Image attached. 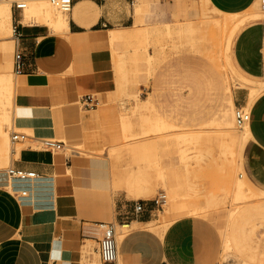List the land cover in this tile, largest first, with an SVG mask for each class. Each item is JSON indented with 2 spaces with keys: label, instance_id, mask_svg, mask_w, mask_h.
Returning <instances> with one entry per match:
<instances>
[{
  "label": "crops",
  "instance_id": "0c3cea01",
  "mask_svg": "<svg viewBox=\"0 0 264 264\" xmlns=\"http://www.w3.org/2000/svg\"><path fill=\"white\" fill-rule=\"evenodd\" d=\"M209 1L221 11L237 13L248 8L254 0ZM141 4V0L134 1L133 23L127 0H77L70 11L68 30L64 33L51 31L45 25H25L21 23L19 12L17 27L22 37L16 41L13 36L11 40L0 41V57L7 63L5 71L0 74L11 73L14 76L9 56L13 49L22 54V73L15 75L17 94L51 90L49 96L32 98L24 107L16 109L17 124L31 131L33 137L19 144L22 146L20 152L13 151L16 157L11 160L10 167L33 172L35 178L18 180L10 178L7 170L0 172V264H86L82 257L83 246L86 242L93 243L92 250L96 253L95 245L102 235L96 225L101 222L122 225L126 218L128 225L134 228L117 248L120 264H218L221 260L225 226L219 228L223 221L220 210L224 203L222 192L169 201L172 222L163 231L159 230L161 224L155 221L161 205L158 208L146 202L144 212L136 216L132 214L134 202L146 201L161 190L158 189L157 174L146 169L145 165L153 160L162 170L178 165L174 143L139 141L123 148L126 144L125 128L123 114H119L121 136L114 139L109 136V143L113 140L114 143L108 152L115 148L122 154L124 150L128 151V155L123 157H128L132 169L128 164L122 166L117 161L106 162L108 188L92 180L95 172H88L77 160L64 159V151L36 148L38 140L61 142L58 137L69 131L75 132L70 139L79 136L82 142L78 139L81 143L76 144H83V124L87 120L100 119L102 110L94 111L88 119L82 115L80 125H71L70 109L74 107L76 97L82 95L78 103L85 112L91 113L95 108H83L81 99L93 96L97 100L93 92L113 86L110 43L112 46L116 42L130 45L142 34L148 43L149 30L142 28L136 19ZM198 15L201 16V11ZM159 16L163 20L165 14L160 13ZM258 25L264 26V21H251L240 27L231 41L229 52L234 68L253 81L264 80V34L261 63L254 52L256 42L253 41L256 40ZM164 27L171 30L167 24ZM175 27L178 38H184L187 34L179 35L178 30L188 31L194 27V22L187 20ZM110 31L114 34H109ZM179 47L178 44L174 48ZM240 48L244 49L245 57L239 55ZM112 51H115L114 46ZM186 52L194 55L191 49ZM144 54L146 70L151 74L155 58L148 54L147 47ZM193 67L194 63L179 73L185 85L178 89L176 106L170 113L160 112L163 108L158 101L163 89L158 86L145 99L140 98L136 89L128 93L129 96H139V111L144 112L138 115V121L133 120V128H139L133 133L140 132L137 122L141 114H147L144 107L150 95H153L152 102L157 112L166 120L174 122L181 117L192 121L193 105L187 94ZM65 84L67 89L62 90L61 86ZM183 89L188 92H183ZM233 101L237 108L246 106L247 91L239 89L234 92ZM249 114L251 137L243 148L242 169L250 184L264 192V94L254 102ZM162 153L170 156L165 165L158 160ZM22 192L27 193L24 194L26 197H21ZM116 193L123 194L130 202L114 196ZM150 222L157 226H145ZM93 258L90 255V260Z\"/></svg>",
  "mask_w": 264,
  "mask_h": 264
},
{
  "label": "bare ground",
  "instance_id": "6f19581e",
  "mask_svg": "<svg viewBox=\"0 0 264 264\" xmlns=\"http://www.w3.org/2000/svg\"><path fill=\"white\" fill-rule=\"evenodd\" d=\"M15 3H21L24 6L20 12L21 23L25 25H45L51 31L57 33H64L68 30L70 12L60 11L54 5L53 0H1L0 37H10L11 32H13L11 8ZM208 6L220 17L207 16L202 13L201 17L206 19L205 23L188 29L190 34L197 31L200 26L203 29L211 27L214 31V35H211L212 37L209 38L210 40L200 38L192 42L194 55L207 56L209 63L212 65L210 67L205 62L204 64H196L194 62L191 86L188 85L189 92L187 91V97L189 100H192L193 105L192 121H186L185 119H181V117L174 122L166 120L157 112L152 102L153 95H150L144 107L147 114H141L138 122L140 132L137 134L133 133L134 125L132 117L139 111L140 99L139 96H131L132 99L134 98L137 101L134 110L133 108L123 106L124 104L122 105L126 139V144L123 148L132 143L147 140L151 135H163L170 130L172 131V129L176 130L179 141L183 143H201L206 146L207 148L202 154L194 156L187 154L185 150L181 149L179 162L184 166L185 175L187 174L185 177L187 178L190 172L189 163L191 160L197 165H205L207 168H211V166H214L213 168L215 169L217 166V170L222 169V167L223 169L226 168L225 171L228 173L226 174V178L229 180L231 193L226 189L228 191L226 192V195L228 193V210L223 218L225 226L221 242L222 253L220 262L226 263L230 258H235L240 264H256L257 228L264 224V192L253 187L243 173L242 152L245 144L251 137V133L248 122L242 125H238L236 122L235 116L238 108L234 104L233 96L234 89L247 91V105L240 109L244 113L249 114L251 106L264 94V80L253 81L241 75L234 68L229 52L231 41L237 30L248 22L264 21V12L259 9L261 8L260 0H254L248 8L237 13L216 9L211 5L210 1ZM181 31L184 30L180 29L177 33L179 34ZM109 34H114V32L110 31ZM0 80L13 81L11 76L3 74H0ZM127 110L132 111L127 113ZM12 123L14 124V119ZM19 128L27 131L25 128L18 127V132L21 131ZM11 130L15 132L13 127H11ZM9 139L11 142L8 132L0 124V171L4 170L8 164L10 167L11 160L13 157H16L13 154V151L16 150H9ZM148 139L151 138L149 137ZM214 145L219 148V152L213 153L212 148ZM110 152L112 153H109L112 155L111 158L116 153L122 154V152L118 151V148L111 149ZM151 162L145 165L146 169L148 168L155 172L170 187L173 195L177 198L203 193L204 189L202 190L198 187H202L206 183L202 186L201 182V184L196 183L195 185L191 183L190 178L186 179V182L183 183L178 173L173 171L165 173L159 167L157 161L153 160ZM128 165L132 169L131 164L128 163ZM136 167L140 166L136 165ZM206 167L203 168L205 169ZM237 172H242V174L237 175ZM23 193H21L22 196ZM24 194L27 193L25 192ZM24 196L26 197V195ZM205 214L207 213L203 215ZM165 218L167 219L166 216H163L159 230H165L172 222L170 218L168 220H165ZM155 225V222H150L145 226L153 228ZM116 227L117 229L114 226V235L116 248L119 249L122 240L129 233V229L134 227H130L128 224L116 225ZM89 255L84 256L82 254L83 261L86 264H96L95 257L90 260ZM262 256H264V251ZM118 259L117 253L116 264H120V260Z\"/></svg>",
  "mask_w": 264,
  "mask_h": 264
},
{
  "label": "rangeland",
  "instance_id": "374dc122",
  "mask_svg": "<svg viewBox=\"0 0 264 264\" xmlns=\"http://www.w3.org/2000/svg\"><path fill=\"white\" fill-rule=\"evenodd\" d=\"M1 1V0H0ZM77 0H74L73 4ZM128 1V8L130 15L132 17L133 23H134V16L132 14V8L135 0H127ZM142 1V7L141 11L138 17L136 19H139L140 24L143 25L142 28H148L149 30V37H148V43H145V40L143 38V34L140 38H135L130 45H126L124 42H116L114 46L115 51H112V44L110 43V63H111V73L113 76V86L111 88H105L100 92H93V95L98 100V106L95 108L91 113L85 112L79 105V99L82 95H78L76 97V103H74V107L71 105L70 109V118L72 119L71 125H80L82 121V115L85 118H89L92 116L94 111L96 110H102L100 116H102L100 119H97L95 121H88L87 123L83 124L82 130H83V144H79L82 142L81 138L78 136L74 139H70V135L75 134L73 131L65 132L63 136L58 137L60 141L64 143V147L61 151H64L63 157L64 159H75L79 162L82 168L87 170L88 172L92 170L95 172L94 177L92 180L97 181V184L99 186H103L104 188H108L107 184V176L105 175V163L113 161H117L122 166H127L129 163L128 157L126 154L128 151L124 150L123 154H114L113 158L111 152H108L110 149V145L112 143H109V136L114 139L115 136H121V129L120 124L118 123V116L119 114H123V108L122 105L127 108H133L136 107L137 101L132 99L131 96H129V92H131L133 89H136L137 92L140 94L141 99L148 98L149 93H151L156 86L162 88V97L159 98L158 103L162 106L163 109H161L160 112L164 113H170L174 111V108L176 106V100H177V92L180 87L184 84L183 79L179 76L180 72H183L188 66L190 67L194 62L197 64H201L204 62L209 64L210 67L212 65L209 63V59L205 55L197 54V56L193 55L192 53H188L189 49H192V42L195 40H199L200 38H204L206 40H210L209 38L212 37L211 35H214V31L211 29V27H208L206 29L200 28L195 32H189L188 31H181L179 33L180 35L187 34L184 38H178V36L175 34V30L177 29L175 27L176 24L184 23L187 20H192L194 22V27H197L201 25L202 23H205L206 19H204L202 16L203 14H206L207 16H218L220 15L216 14L212 11V9L208 6L209 0H141ZM14 4L12 5V27L16 24V21L18 20L19 15L17 12L13 9ZM217 9V8H216ZM261 9V8H259ZM162 10V11H161ZM203 10V11H202ZM198 11H201V16L198 15ZM261 11H263L261 9ZM264 12V11H263ZM160 13L165 14V17L163 20H160ZM176 17H175V16ZM165 24L169 25L171 30L165 29ZM133 25V24H132ZM158 27V28H157ZM157 29H161V31H158ZM167 31V32H166ZM189 32V33H188ZM257 34H256V40L253 42L255 43L254 46V52L257 53L258 61L261 63L262 61V53L260 52L261 46H262V38L264 34V26L258 25L257 27ZM13 36V40H15V36L13 32H11L10 37H0V41H6L11 40ZM193 37V38H192ZM192 38V39H191ZM179 48L176 49L174 47L178 46ZM1 45V42H0ZM131 46V48H129ZM147 47L148 54L153 56L155 58L154 62L152 63L151 68V74L148 73L146 70V63L144 60V49ZM189 49H188V48ZM188 49V50H187ZM179 50L180 52L178 53ZM15 49L11 52L9 56V61L12 67V72L16 75L13 69V56H14ZM239 55L241 57H245V51L243 48H240ZM205 57V58H204ZM7 66V63L4 59H1L0 57V72L5 71ZM15 75L9 74V76L12 77L13 81L8 80H0V124L3 126V128L8 132V137L10 138V135L12 134L11 127L14 128L15 132H18V127H20L17 124L16 120V110L20 109L21 107H24V104L29 101L32 98L36 97H47L50 95L51 90H48L46 92L43 91H26L18 93L16 92L15 88ZM158 83V85H157ZM68 84V83H67ZM62 85V90L67 89L65 86ZM145 86V87H144ZM122 90V91H120ZM239 89H234V92H236ZM241 90V89H240ZM186 89H183V92H186ZM17 94V95H16ZM123 102V103H122ZM126 103V104H125ZM70 107V106H68ZM132 110H127V113ZM140 113H144L143 111H137L136 115L133 120L138 121V115ZM14 115V117H13ZM14 119V124L12 123V120ZM86 120V119H85ZM138 123V122H137ZM20 129V128H19ZM21 130V129H20ZM134 131H139L138 127L133 128ZM114 131V132H113ZM19 132H22L23 134H26L31 139L32 132L31 131H24L21 130ZM176 130L172 129V131H168L163 135H151L149 136L151 139L142 140V141H164L166 143H174L175 147L177 148V155H178V165L172 168H169L167 170H163L164 172L173 171L178 173L180 176V179L183 183L186 182V179L190 178L191 183L195 184L199 183L202 187H198L203 190V194H207L209 192H222V195L224 196V203L222 204L221 210V216L224 218V214L227 212L228 208V198L226 195V189L230 192V186H229V180L226 178L228 174L225 169L220 168L219 170L213 168L214 166L206 167L205 165H197L193 162V160L190 161V172L188 178L185 177V170L182 163H180L179 159L181 156V149L185 150L187 154H190L191 156L202 154L206 150V146L203 144L193 143V142H181L178 140ZM68 135V136H67ZM78 139L81 140V142L78 141ZM42 140V139H40ZM38 140V141H40ZM37 141V142H38ZM76 142H79L76 144ZM141 142V141H140ZM22 146L13 145L10 142L9 139V150H16L18 151ZM40 148V143H37V147ZM213 153L219 152V148L214 145L212 148ZM110 153V154H109ZM195 153V154H194ZM161 157H158L159 162L162 163V165H165L167 161H169V154L162 153L160 154ZM107 156L110 158H107ZM175 159V158H174ZM114 162V163H115ZM192 162V163H191ZM194 164V165H193ZM9 167V164L5 166L4 170L6 171ZM203 167H206L205 169ZM224 172H223V171ZM0 171V172H2ZM192 172V174H191ZM97 174V175H96ZM242 174V172H237V175ZM225 178H224V176ZM223 176V178H221ZM201 180V181H199ZM216 180V182H215ZM197 181V182H196ZM201 182V183H200ZM214 183V184H213ZM200 186V185H197ZM158 192H156L153 197L150 199H146V201L153 200L160 196L161 194H165L166 200L165 203L160 207V211L157 212V217L155 218V221H158V225L163 220V216H166L168 220L169 217V209L168 204L169 201L179 199L176 196L173 195L172 190L166 183H164L159 177H158ZM231 195V194H229ZM114 196H117L118 198L122 199L124 202H130L129 200L125 199L124 195L121 193H116ZM264 199V197H263ZM113 222V221H112ZM224 225V219L222 223L220 224L219 228H222ZM156 227V225H155ZM153 226V228H155ZM115 229L117 227L115 226ZM133 229V228H132ZM100 231V229L98 228ZM131 229H129L128 232H130ZM257 234H258V240L256 244V264H264V256H262V253L264 251V224L260 225L257 228ZM101 236L99 237V239ZM90 245V246H89ZM95 245V244H94ZM93 243L89 244V242H86L85 245L82 248V254L84 256H87L88 254L95 257L96 264H103L100 261L99 257V251H98V243L95 245L96 255L95 252L92 250ZM88 251V252H87ZM90 251V252H89ZM89 255V256H90ZM88 258V257H87ZM232 259V260H231ZM232 262V263H231ZM218 264H240L238 260H235V258H230L226 261V263H221L220 261Z\"/></svg>",
  "mask_w": 264,
  "mask_h": 264
},
{
  "label": "built area",
  "instance_id": "2783aa9c",
  "mask_svg": "<svg viewBox=\"0 0 264 264\" xmlns=\"http://www.w3.org/2000/svg\"><path fill=\"white\" fill-rule=\"evenodd\" d=\"M73 2L74 0H53L54 5L60 11L66 13H69L71 11L73 7ZM23 7H24L23 4L15 3L13 9L15 12H17V14H19V12L22 11ZM260 7L264 11V0H260ZM18 24L19 22L16 21V24L13 26V34L15 36V39L22 37V35L19 34L18 32V27H17ZM13 69L17 75H20L22 73V54L16 49L13 56ZM80 102L82 107L86 109H94L97 108L98 106V100H96L93 96H84ZM235 117L238 125H242L243 123L251 120L250 114L244 113L240 108H238ZM10 138H11V143L13 145H18L25 142L30 137L27 136L26 134H23L22 132H12ZM39 143H40V148L43 150L61 151L63 148L62 142H57L52 139H43L40 140ZM6 174L10 178L18 179V180H28L35 178V173L33 172H26L23 170L14 169L12 167L7 169ZM165 200H166L165 194H161L160 196H158L157 198L151 201L134 202L132 214L136 216L144 212L146 202H150L155 207L159 208L161 203L164 202ZM122 224H128L127 218ZM96 226L102 231L101 238L97 240L99 246L98 251H99L100 261L103 264H114L117 260V248H116V240L114 235L115 234L114 226L111 223H105V222L98 223Z\"/></svg>",
  "mask_w": 264,
  "mask_h": 264
}]
</instances>
